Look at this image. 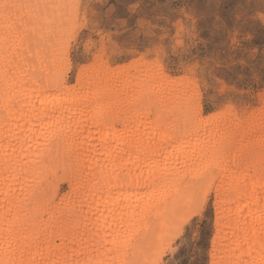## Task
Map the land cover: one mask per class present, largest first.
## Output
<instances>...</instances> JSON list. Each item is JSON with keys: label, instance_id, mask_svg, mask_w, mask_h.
I'll return each instance as SVG.
<instances>
[{"label": "bare ground", "instance_id": "bare-ground-1", "mask_svg": "<svg viewBox=\"0 0 264 264\" xmlns=\"http://www.w3.org/2000/svg\"><path fill=\"white\" fill-rule=\"evenodd\" d=\"M77 3L0 0V264H82L77 244L102 235L138 264L163 213L212 188L211 264H264V95L203 116L197 83L159 57L99 54L70 85Z\"/></svg>", "mask_w": 264, "mask_h": 264}, {"label": "rangeland", "instance_id": "rangeland-1", "mask_svg": "<svg viewBox=\"0 0 264 264\" xmlns=\"http://www.w3.org/2000/svg\"><path fill=\"white\" fill-rule=\"evenodd\" d=\"M76 3L77 25L68 44L70 64L66 78L70 85L75 82L78 68H91L99 54L119 68H127L139 59L152 62L159 57L170 77L189 78L184 72L191 66L195 71L190 79L196 86L203 85L205 92L211 86L213 93H230V107L260 109L259 99L264 95V0H76ZM149 51L159 55L149 59L146 55ZM197 88L203 116L216 115L224 108L202 102ZM61 182L60 194L68 193L67 183ZM215 200L212 188L204 205L201 198L190 201L187 209L175 210L173 216L165 211L168 217L163 213L158 225L161 231L165 227V232L157 233L158 241L151 238L155 243L151 241L149 245L154 246L144 248L139 258H134L136 262L211 264ZM91 239L90 245L85 242L86 249L83 242L77 244L76 254L82 252V264H126V258L136 252L124 253L126 244L115 243L108 235H102L98 241V236ZM107 246L113 256L110 250L108 256L106 251L102 252ZM75 261L73 258L72 263Z\"/></svg>", "mask_w": 264, "mask_h": 264}, {"label": "snow or ice", "instance_id": "snow-or-ice-1", "mask_svg": "<svg viewBox=\"0 0 264 264\" xmlns=\"http://www.w3.org/2000/svg\"><path fill=\"white\" fill-rule=\"evenodd\" d=\"M146 55L148 56L149 59H153L154 57H157L159 53L149 51L148 53H146ZM194 71L195 70L190 66L185 70L184 75L189 78H192ZM197 86L200 88L202 94V102H207L208 104H216L219 107H227L231 103L230 93L227 92L223 94L219 92L213 93L211 92V86H210V91L205 92L203 85H197ZM215 87H219V85H215ZM161 264H163V262H161Z\"/></svg>", "mask_w": 264, "mask_h": 264}]
</instances>
